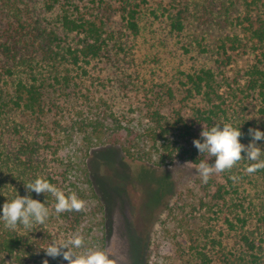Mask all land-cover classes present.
<instances>
[{"label": "rangeland", "instance_id": "obj_1", "mask_svg": "<svg viewBox=\"0 0 264 264\" xmlns=\"http://www.w3.org/2000/svg\"><path fill=\"white\" fill-rule=\"evenodd\" d=\"M10 2L16 3L17 12L25 14L28 20L24 19V22L27 20L29 30L36 25L34 20L39 16L43 28L56 30L65 37L57 27L59 11L46 9L44 0ZM173 4L177 6L171 9L173 12L185 7L182 3ZM80 5L87 16L98 23L104 21V29L110 35L100 57L82 62V66L68 64L61 56L55 63H48L41 44L34 38H29V42L16 51L11 47L8 57L3 53L0 56L2 68L12 66L14 69L11 74L4 70L2 75L0 91L5 100L12 97L18 80H28L31 66L38 76L46 79L47 86L46 113L37 115L10 104L0 114V144L6 152L0 167V214L7 199L10 201L18 194L33 198L25 183L38 177L47 179L49 173L56 177L52 171L62 169L58 156L42 151L43 146L55 142L49 137L57 129L58 122H71L78 110L91 108L93 112H100L110 109L122 121L137 123L147 110V103L162 89L171 87L175 98L162 99V110L169 113L172 108L182 105L186 115H190L191 108L203 105L204 101L201 96L188 97V73L213 68L218 74L220 89L228 95V84L234 80H238L233 82L234 85L243 83L246 71L257 60L252 50H243L235 53L233 61L227 65L217 61L215 46L218 40L234 31L242 32L241 27L231 23L232 17L242 14L240 2L235 5L230 4V0H189L185 8L187 27L177 33L171 29L167 13L163 12L164 7L170 8L171 0H150L139 16L141 29L138 34L127 29L119 1L94 4L82 0ZM10 10L8 13L0 8L1 35L16 26L15 13L13 8ZM78 39V35H68L65 44L75 43ZM199 41L209 51H203ZM55 74L61 78L69 74L72 80L64 86L53 80ZM227 108V116L220 121V127L227 123L240 128L241 143H250L249 128L264 131V115L259 111L256 94L230 97ZM27 143L41 148L40 156H37L41 171L16 160L17 155L22 156L23 146ZM257 145L264 150V139L257 141ZM187 162L175 160L158 167L126 156L119 145L102 143L92 148L88 166L105 204L103 227L107 245L104 251L109 258L114 264H178L181 257L177 252L182 243V250L186 252H191L196 245L204 246L215 264H229V259L232 264H264V253L254 262L240 243L242 233L257 238L263 236L264 228L258 218L264 211V176L259 172L246 174L244 169L251 162L242 159L230 171L213 174L210 179L214 181V187L206 191L203 186L207 183L202 182L196 170L198 164ZM226 174L237 177L233 180L235 189L227 194L226 202L221 208L214 206L212 210L208 205H201L202 198L206 201L211 198L209 192H213L215 186L226 183ZM36 196L46 200L53 197L50 193H36ZM41 202L50 209L49 218L45 225H35L32 229L19 225L18 231L12 230L24 236L25 247L20 258L11 260L42 264L47 258L49 264H67L62 257H46L42 248L53 239H66L74 233L55 213L53 204ZM224 213L236 223L237 218H246L247 225L230 229ZM185 256L189 258V255Z\"/></svg>", "mask_w": 264, "mask_h": 264}, {"label": "trees", "instance_id": "obj_2", "mask_svg": "<svg viewBox=\"0 0 264 264\" xmlns=\"http://www.w3.org/2000/svg\"><path fill=\"white\" fill-rule=\"evenodd\" d=\"M10 1L0 0V8L8 13L13 8L12 11L15 13L13 20L16 26L6 31V34H0V56L3 53L8 57L11 47H14L13 50L16 51L19 46L28 43L29 38L39 41L48 63H55L61 56L68 64L82 66V62L87 63L92 58H98L105 51L110 35L104 29V21L98 23L96 19L87 16L80 5L82 0H44L46 9L59 11L57 27L65 37L56 30L43 28L42 19L39 16L34 20L36 25L29 30L25 14L17 12L18 9L14 6L16 3ZM88 1L99 4L109 0ZM117 1H119V9L127 29L138 34L141 29L139 16L143 8L149 5L150 0H115ZM188 1L171 0L170 8L164 7L163 12L167 13L171 29L177 33L183 32L187 27L185 8ZM174 2L178 5L185 4V7L173 12L171 9L177 8ZM239 2L242 3V14L232 17L231 23L241 27L242 32L234 31L218 40L215 46L217 61L223 66L227 65L233 61L235 53L243 50H252L257 60L246 71L243 83L237 82V85H234L233 82L238 81L234 80L228 84V95L220 89L222 86L219 84L217 72L213 68H202L197 72L187 74L188 97L201 96L204 101L203 105L193 106L190 115H186L182 105L172 108L169 113L162 110L164 106L162 99L175 98L173 89L170 87L168 90L162 89L154 99L147 103V110L137 123L122 121L110 109H103L100 112H93L91 108L81 109L77 111L76 118H73L71 122L64 124L58 122L57 129L54 133H50V141L55 142L45 144L42 151L58 156L57 160L61 161L62 169L58 172L53 170L52 173L56 177L49 173L47 180L63 190L66 195L75 192L78 198L85 201L84 211H66L59 214L73 233L79 232L84 237V248L77 251L97 247L104 250L107 245V234L103 227L106 219L105 204L95 188L88 166V158L94 146L102 143L119 145L126 156L158 167L175 160L191 161L195 164L206 161L214 164L215 158L208 157L207 154L201 155L194 145V140L202 139L201 131L204 125L211 128L227 116L230 97H236L239 94L244 96L256 94L260 102L259 111L264 115V0H230V4L236 5ZM224 6L227 8L226 5ZM225 11L227 12L228 9ZM24 19L27 20L24 22ZM234 20L236 21L233 22ZM71 34L78 35L79 39L75 43L65 44L66 37ZM198 45L203 51H209L201 41ZM2 67L0 66V82L4 70L5 73H14L12 66ZM53 80L66 86L72 77L66 74L61 78L60 75L55 74ZM50 85L54 86V84ZM46 90V79L38 76L31 66L30 77L26 81L18 80L9 100H5L0 91V114L4 113L5 107L10 104L23 107L37 115L46 113ZM23 147L22 156L17 155L16 160L21 164H28L30 169L41 171V163L37 159L41 148L32 143H27ZM242 155H246V152ZM5 156L6 152L0 144V167ZM257 172L264 176V169ZM225 177L226 183L215 186L216 189L209 192L211 198L208 201L202 198L201 205H208V208L212 210L214 206L220 207L226 202L227 194L235 188L231 176L226 174ZM213 182L209 179L207 186L203 188L209 191L211 187H214ZM32 194L33 199L49 201L46 203L53 205L56 203L54 197L46 200L38 198L35 191ZM224 216L230 229H236L238 225L243 227L248 222L244 217L237 218L236 223L228 214L224 213ZM258 221L264 228V211L260 214ZM2 227H4V222L0 220V229ZM262 235L257 238L248 233L240 234V243L245 253L254 262L260 260L264 253V232ZM24 247L23 235L12 230L0 231V264H22V261L18 263L11 258H20ZM178 249L177 253L181 257V262L178 264H215L204 246L196 245L191 252H186L182 250L184 245L180 243ZM185 255H189V258ZM229 260V264H232V260Z\"/></svg>", "mask_w": 264, "mask_h": 264}, {"label": "clouds", "instance_id": "obj_3", "mask_svg": "<svg viewBox=\"0 0 264 264\" xmlns=\"http://www.w3.org/2000/svg\"><path fill=\"white\" fill-rule=\"evenodd\" d=\"M251 119V118H250ZM217 122L211 128L205 125L201 131L202 139L194 140V145L199 153L214 157L215 163L209 164L201 161L196 165V170L202 182L207 181L213 174H219L226 170H231L242 159H247L251 163L244 169L246 174H253L260 169H264V150L257 145V141L264 139V131L258 128H249L248 134L251 141L247 145L241 143L242 132L240 128L231 124ZM246 152V156L242 153ZM191 164L192 162H187ZM233 180L237 177L233 176ZM28 193L35 191L37 194H51L55 198L54 211L58 215L66 211H84L85 201L78 198L75 192L66 195L63 190L51 184L47 179L38 177L34 181L25 183ZM50 216V209L38 199H33L31 195L20 196L19 194L12 200L3 204L0 220L4 222L6 229L18 231V226L24 229H32L35 225H45ZM84 237L79 232L70 234L66 239H53L42 249L46 257L53 259L62 257L67 264H114L109 258V254L102 249L89 248L86 251H77L84 248ZM41 248V247H40ZM66 249V250H65ZM42 264H49L45 258Z\"/></svg>", "mask_w": 264, "mask_h": 264}]
</instances>
